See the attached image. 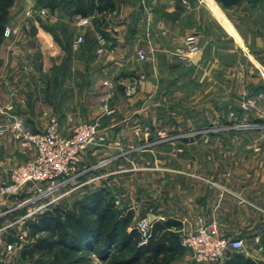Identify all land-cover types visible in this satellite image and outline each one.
<instances>
[{"label": "crops", "instance_id": "0c3cea01", "mask_svg": "<svg viewBox=\"0 0 264 264\" xmlns=\"http://www.w3.org/2000/svg\"><path fill=\"white\" fill-rule=\"evenodd\" d=\"M122 1L116 0L118 17L113 18L107 29H102L106 38L98 32H90L93 27L83 31L87 38L97 44L91 53L90 50L83 49L79 55L71 58L70 71L76 70L84 84L82 88L79 87L81 90L78 94L76 90L79 88L73 91V86L65 79L60 82L55 93L49 90L46 94L45 85L50 81L51 71L46 69L44 64L46 51L43 45L48 38L52 43L56 41L54 34L46 30V24L36 26L32 34L23 39L25 43L22 42L20 47L27 45L25 52H21L19 47L20 53H7L15 65V60H19L18 67L23 69L24 79H20L23 83L21 82L18 96L13 95L10 99V95L6 98L0 92V123L6 121L9 116L18 117L29 131L35 133L43 130L48 120L54 117L58 121L60 132L68 135L77 123L93 121L100 130L106 132L109 146L95 152L87 162L94 164L105 158L111 159V162L105 169L88 174L72 184L98 175H104L102 179L73 192L79 193L81 197L92 193L93 188L107 192L111 185L120 184L122 175L119 174L123 172L122 168L131 165L129 173L133 172L135 176L130 180L133 179L135 185L134 188L130 187L128 192L131 201L129 207L134 218L136 215L139 219L152 216L153 222L172 220L180 224V229L194 227L198 218L207 223L214 222L221 238L242 241V249L236 252L256 264H264V128L261 132H240V139L235 137L231 142L223 144L216 142L217 138L212 139L215 143L210 144L177 141L155 145L148 142L155 134L161 136L170 132L159 131L163 129V124H160L159 129L151 131L166 117L154 95L160 94L159 97H162L161 93L165 92L162 91L163 85L175 80L169 79V75L176 73L180 67L173 62L175 51L183 48V43L189 36L195 35L194 22L200 24L198 14L202 8L201 1L144 0L145 4H140L142 0ZM202 1L208 7L212 20L220 25L223 32L234 39H240L232 24L236 23V19L244 22V19L250 17L252 9L249 0L230 6L216 0ZM140 6L145 9V15L138 12ZM239 7L245 10L241 14L237 10ZM53 22H57V19L48 21L51 25L49 28L53 26L55 29ZM150 25L151 30H148ZM138 46L144 48L148 57L144 62L136 57ZM62 49H59V52ZM52 50L55 55L56 50ZM204 57L206 53L201 48L198 62L194 65L202 67ZM0 60L3 72L5 64L1 58ZM213 63L211 66L216 69L215 78L221 76L225 81L233 80L231 68L222 69V65L217 67V62ZM132 75L140 78L137 96L140 99H125L118 94L110 101L109 106L102 108L100 101L106 92L104 83L116 81L115 84L120 90L123 79ZM29 81L34 82V91L29 90L28 86L32 88ZM220 81L223 82L221 79ZM226 85L227 83L225 88ZM209 86V91L219 90L212 83ZM94 88L100 89V93L99 98L95 97L96 101L91 104L88 99L90 95L95 94ZM263 88L264 81H260L256 90L264 92ZM224 100L212 101L215 108H209L203 115L206 116L204 118L217 121L223 119L230 123L227 114L230 109L232 111L234 102L226 94ZM200 109L201 106H198L196 112H201ZM239 112L235 122L259 123L264 119V101H259L250 113ZM142 137L144 145L136 144L135 148L123 146L128 142L135 145ZM158 151L165 154L157 157L155 152ZM28 159L29 153L8 135L0 137V183L8 181L9 173L15 165ZM136 172H143L141 179H137ZM138 182L144 185L143 189L137 188ZM27 193L5 198L0 204V213H5L0 217V229L19 217V209L14 207ZM113 196L118 200L119 197L124 198L125 192L116 189ZM18 230L19 228L14 226L0 232V250L3 245L14 243ZM17 250L10 258H18ZM229 261L226 253L221 261L214 264H228Z\"/></svg>", "mask_w": 264, "mask_h": 264}, {"label": "rangeland", "instance_id": "374dc122", "mask_svg": "<svg viewBox=\"0 0 264 264\" xmlns=\"http://www.w3.org/2000/svg\"><path fill=\"white\" fill-rule=\"evenodd\" d=\"M48 1H54V0H0V17H2L3 20L5 21L4 27H12L16 25L19 27V29L22 32V34H20L19 36L18 41L17 39L7 40L4 39L2 36L0 42V58L3 60L5 64L4 66L5 69L3 72L1 71L0 68V92L6 98H8L9 95H10V99L12 98V95L15 96L19 95V88L21 87L20 86L21 82L23 83L22 80L24 79V74H23L24 71L23 69H20L18 67L20 66L18 63L19 60L18 59L15 60L17 61L16 62L17 65H15L13 62L14 60H12L11 59L12 57L10 55H7V53L11 54L12 51L14 52L20 50L19 47L21 46V44L25 43L23 39L25 37L30 36L33 32V29L36 28V26L32 25L31 21H28V19L27 21L22 18H20L19 20L18 18L19 16L23 17L27 11H30L29 9L35 10L36 12L37 11L42 12L44 9L48 10L49 16L47 15L45 18L43 17L42 19H40L38 25L46 24L47 27H50L51 25L48 24V21L50 19L53 20L57 19V22H53V25L55 24L54 26L56 28L54 29L53 26L51 28L54 29V33L55 35H57L58 39L60 40V43L69 44L71 49L69 54L71 58L74 55H79L80 51H82L83 43H84L83 45L84 49H88V50L91 49L92 41L91 39L87 38V36L84 34L83 31L84 30L86 31V29H90V27H93V30H91L92 29L91 28L90 32L91 31L97 32V30L93 26V21H96L98 23L101 19L102 22L104 23V25H101V29H107L108 26L113 22V18L118 17L117 8H115L113 11H108L104 13L101 17L100 16L97 17L95 15L93 16L91 14L90 16L87 17L89 23L85 25V27L79 26L80 27L79 28L77 25L76 16L73 18H69L68 16H65L64 12L62 11L59 10H56L54 12L50 11L45 6ZM125 1L126 0H123L122 2ZM200 1L202 7L200 8V12L198 14L200 24L194 22L195 29L193 33H195V35L189 36V38L184 41L183 48L175 51L176 56L173 59V62L176 65L179 64L180 67L177 68L178 70L176 73L169 75L170 77L169 79L173 78L177 80V82L174 80L171 83L164 84L162 91L164 90L165 92L161 93L162 97H159L160 94L154 95L155 101L162 106V109L166 113V117L162 120L161 123H157L156 128L153 127L151 131H155V129H159L160 124H163V129H159V131H164V132L170 131V132H168L167 135L162 134L161 136L159 134H155L148 141L149 143L160 145V144H169L179 141L181 143L210 144V143H215L214 140L212 139L217 138L216 142L223 144V143L231 142V140H234L235 137L236 138L238 137V139H240L241 138V136H239L240 132H248V131L261 132L260 130L264 128V119H261L259 123L235 122L236 117L238 116V114H240L239 111L243 113H250L252 112V110L256 108L259 101L261 102L264 101V92H257L256 90V88H258V83H260V81H264V0H249L252 9L251 12L252 14H250V17L247 18V20L244 19V22H241L240 19L237 20L235 18L236 23L234 22L232 25L239 33L240 39H234L231 36L226 35L223 32V30L220 28V25L217 22H214V20H212L206 4L202 0ZM140 4H145V1L142 0ZM141 6L138 8V12L145 15L144 14L145 9ZM237 10L238 12H240V14L242 11H245L243 7H239ZM258 12L259 15H257ZM236 17H240V15H237ZM1 25L2 24H0V26ZM147 25L149 24L147 23ZM148 30H151V25L150 27L148 26ZM79 34L83 36L84 40L80 45V49L77 51H73L72 50L73 42L79 36ZM54 42L55 43L50 42L48 38L45 40V43L43 45L46 51L44 64L46 66V69L48 68L49 71H51V74L49 76L50 81L54 79V77H56L57 79H61V81L65 79L68 82H70V84L73 86L72 87L73 91L76 88H79L80 86L82 88L84 84L83 81H80L82 80L80 79V75L76 70L70 71L69 65H67L68 68L65 76L61 77L60 75L54 74L52 72L54 68L56 67L60 68L64 59L66 58V52L58 44L59 42L57 41ZM191 43L195 44L199 49L202 48L204 50V53H206V57H204V62L202 67L195 66L194 63L192 62V59L190 58ZM26 46L20 47L21 52L26 51L24 50L25 48L27 49ZM28 47L31 48L30 46ZM52 48L56 50L55 55L53 54L54 51L52 50ZM59 49H62V51L59 52ZM139 49L144 50V48L138 46L136 47L135 52H137ZM18 53H20V51H18ZM89 53H91V50ZM147 58L148 57L146 55V59L144 61H146ZM214 59H216V61H213ZM213 62H217L216 63L217 67L222 65V69L226 68L228 70V68H231L234 76L233 80L225 81L224 78H221V76L219 77L217 76V78H215L214 71L216 69H214V67L211 66V64H214ZM34 73H35L34 75L36 76V71ZM43 74L46 75L45 72ZM129 79H133L137 81V90L133 95H127L122 86H120L121 88L120 91L117 85L115 84L116 81L111 80L105 82L108 84L112 83L113 86L110 89L108 86L104 84L103 87H105L104 91L106 92H104L105 96L102 98L103 102L102 100L100 101L101 105L103 106L102 108L107 107V105L109 106V103H111L110 101L114 99V97L117 96L118 94H121V96L124 97L125 99H140L137 97L139 96L140 78L135 75H132V76H128L127 79H123V80L128 81ZM220 79L223 80V82L220 81ZM33 83H31L32 88L28 86L29 90L32 91L35 90V86L33 85ZM211 83L215 85V87H217L219 90L212 91L211 89L209 91V87H210L209 85H211ZM225 83H227L226 85L227 88H225ZM231 83L233 86L231 85ZM80 90H81L80 88L77 89L76 94H78V91L80 92ZM93 90L96 91L94 92L95 94L90 95L88 99V102L91 104L94 101H96L95 97L97 99L99 98L98 95L100 93V89L98 90L94 88ZM223 90L225 91V93H223ZM225 94L229 99H231L234 102L232 111L230 109L229 113L227 114L230 118V123L228 122L226 123L225 121H223V119L217 121L213 119L209 120L207 118H204L206 116L203 115L210 110L209 108L212 109L215 108L212 101L219 99L220 102H224ZM250 100L251 102L255 101V105H251ZM159 101H161V103ZM11 102H13V99L11 100ZM70 103L71 102H69V104ZM247 103L248 106L246 107V109H243L242 105ZM198 106H201L200 109L201 112H196L198 111L196 110L198 109ZM97 112L100 113V111ZM81 123H85V122H81ZM91 123H93V121H91ZM103 132L107 137L106 132L105 131ZM255 138L256 136H254V139ZM144 143H145L144 137H142L141 140L135 142V145L133 143L130 144L128 142L123 146L124 147L130 146L132 148H135L136 144L144 145ZM164 154L165 152L162 151L155 152V156L158 155L159 157H161V155ZM157 157L155 158L157 159ZM132 162L134 163V161ZM88 164L91 165L92 163L88 162ZM129 169H132L131 165L130 167L122 168L123 172L119 174L122 175L121 181L119 180L120 184H115L116 187L112 185L110 186V188L107 190L108 197H106L104 201L107 203L108 199H112L113 210L115 211V213L119 214V217H124L129 212L133 213V211L130 209L131 207H129L131 201L129 198L128 189L130 187L134 188L135 185L133 183L134 180L133 179L130 180V178L134 177L135 175L133 174V172L129 173ZM154 170L155 169L153 168L152 171ZM143 172H136L138 173L137 176L138 180L141 179L140 175ZM73 182L76 183L77 180ZM71 187L72 186H70V188ZM143 187L144 185L138 182L137 188L143 189ZM116 189L117 190L119 189L121 191L124 190L125 192L124 198L119 197L118 200L115 199L113 193H115ZM92 191H95V188H93ZM63 193H66V191L65 190L59 191L56 195L53 196V199L55 197H59L60 195H63ZM80 199L81 196H79V193L72 191L69 195H66V197L64 196L61 200H57L56 202H54V205L52 207L59 206L67 211H70L76 217L79 216L82 217L84 213L77 206H75L76 203L80 201ZM116 201H118V203H116ZM27 208L28 211H33L34 208H36V205ZM50 208H47L42 212L48 211L50 210ZM38 214L40 213H36V215ZM138 219H139L138 216L135 215V218L133 216L129 226L126 229L127 232L134 229V225ZM90 221L101 232H106L111 226L110 222L109 223L100 222L97 216H92ZM25 233H26V238L23 246L22 247L17 246L16 248L13 249V254L16 249L19 250V252H16L18 253L17 256L18 258L15 260L13 259V257L3 258L4 256L3 250L1 249L0 264H34V262L36 261V257L27 258L24 260H21L19 258L22 249H24L26 245L31 244L32 242L31 236L30 235L27 236L28 233L26 231ZM46 236L47 235L43 233L40 234L38 237H46ZM54 255H56V253ZM53 256L48 259H53ZM78 256H81V254H77V257ZM88 257H89L88 261H86L85 264H111V260L113 258L111 257L101 261L99 260L96 253L89 254ZM121 258H123V255H117V259H121ZM170 264H197V263H195L192 260L189 251L183 248V251L181 252L179 257L171 261Z\"/></svg>", "mask_w": 264, "mask_h": 264}, {"label": "built area", "instance_id": "2783aa9c", "mask_svg": "<svg viewBox=\"0 0 264 264\" xmlns=\"http://www.w3.org/2000/svg\"><path fill=\"white\" fill-rule=\"evenodd\" d=\"M29 10L23 17L19 16V20L20 18L26 21L28 19L32 25L38 26L40 19L49 16V11L46 9L42 12ZM76 18L78 27H85L89 23L87 17ZM20 34H22L21 30L14 25L5 27L2 36L9 40L17 39ZM82 42L83 36L79 34L73 42L72 50H79ZM190 46V58L192 59L200 49L193 43ZM136 55L141 61L146 59L143 49H139ZM104 84L110 89L113 86L112 83ZM120 85L127 95H133L137 90V81L133 79L122 81ZM250 103L255 105V101L251 102L250 100ZM247 106L248 103L243 104L242 108L246 109ZM60 131L58 121L54 117L48 120L47 126L43 130L35 133L29 131L18 117L9 116L6 121L0 123V137L8 135L12 141L30 155V159L15 165L11 169L8 181L0 183V204L5 198L28 192L27 196L14 207V209L23 210L24 213L0 229V232H3L14 226L19 228L15 234L14 243L2 246L3 258H9L12 256L14 248L23 246L26 238L24 229L26 220L35 216L36 213H41L52 207L54 202L61 200L64 196L66 197L75 189L102 179L104 175H98L81 183L72 184L73 181L104 169L111 162L109 158L101 159L91 165L87 162L95 152L109 146L107 137L96 123L77 124L68 135H63ZM70 186L72 187L70 188ZM61 190H65L66 193L53 199V196ZM34 205L36 208L33 211L27 210V207L30 208ZM4 214L0 213V217ZM134 229L140 236L138 245H145L151 234L149 217L145 216L138 219ZM178 233L181 247L189 251L192 260L197 264L218 263L228 251H238L243 247L241 240L221 238L216 224L214 222L207 223L202 218L196 220L194 227L190 229L181 228Z\"/></svg>", "mask_w": 264, "mask_h": 264}, {"label": "trees", "instance_id": "16d2710c", "mask_svg": "<svg viewBox=\"0 0 264 264\" xmlns=\"http://www.w3.org/2000/svg\"><path fill=\"white\" fill-rule=\"evenodd\" d=\"M216 1L230 6L243 0ZM45 6L52 12L56 10L64 12V15L69 18L88 17L91 14L101 17L104 13L116 8V0H54L48 1ZM4 23L5 21L0 17V24H2L0 42L5 28ZM101 25H104L101 19L98 23L93 21L97 32L106 38ZM46 30L54 34L55 40L66 52V58L61 67L53 69L54 74L65 76L67 65L71 61L70 46L67 43H60L54 29L46 27ZM91 41L90 50L97 44L96 41ZM60 82L61 79L56 77L51 82L47 81L46 94L49 90L55 93ZM106 197L108 193L103 190H95L82 196L75 205L84 213L82 217H76L70 211L57 206L26 220L24 229L28 233L27 236H31L32 242L22 249L19 258L24 260L36 257L34 264H85L89 254L96 253L101 261L113 257L111 264H170L179 257L183 251L178 233L179 223L172 220L152 222L149 239L145 245L139 246V233L135 229L126 231L133 213L129 212L126 216L119 217V214L113 210L112 199H108L107 203L104 202ZM18 213L20 216L24 211L22 213V210H19ZM92 216H97L102 223L110 222V228L106 232H101L90 221ZM43 233L47 236L38 237ZM227 253L230 258L228 264H256L244 258L239 252L228 251ZM77 254L81 256L77 257ZM117 255H123V258L117 259ZM52 256L53 259H48Z\"/></svg>", "mask_w": 264, "mask_h": 264}, {"label": "water", "instance_id": "95a60500", "mask_svg": "<svg viewBox=\"0 0 264 264\" xmlns=\"http://www.w3.org/2000/svg\"><path fill=\"white\" fill-rule=\"evenodd\" d=\"M200 54H201V49L194 55V57L192 58V62L194 63V64H196L197 62H198V59H199V57H200ZM153 217L151 216V217H149V223L151 224L152 222H153Z\"/></svg>", "mask_w": 264, "mask_h": 264}]
</instances>
